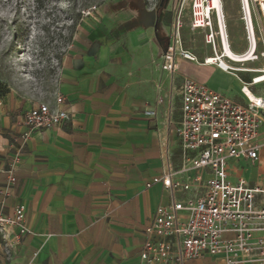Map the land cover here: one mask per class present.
I'll use <instances>...</instances> for the list:
<instances>
[{"label":"crops","instance_id":"0c3cea01","mask_svg":"<svg viewBox=\"0 0 264 264\" xmlns=\"http://www.w3.org/2000/svg\"><path fill=\"white\" fill-rule=\"evenodd\" d=\"M139 9L151 12L150 25L143 24V13L130 5L122 11L123 24L135 23L121 43L97 45L87 37L67 56L58 90L46 102L69 111L71 119L64 125L33 132L23 142L20 137L28 131L25 114L33 106L11 93L0 100V213L14 217L16 207L24 205L33 233L9 254L0 239V264H140L146 227L160 207L171 203V193L162 184H147L162 175L168 163L180 171L185 162L177 135L184 79L246 103L244 76L219 69L201 81L178 71L173 81L161 68L167 49L159 28L163 23L154 9ZM194 64L180 60L179 70ZM245 78L251 80L252 75ZM255 87L250 93L264 97L252 91ZM59 96L63 105L57 104ZM260 140L264 142V125ZM16 158V182L8 185L4 172ZM230 166L233 179L264 182V157L256 166L245 161H230ZM195 176L189 171L175 179L192 182ZM186 264L222 262L204 258Z\"/></svg>","mask_w":264,"mask_h":264},{"label":"built area","instance_id":"2783aa9c","mask_svg":"<svg viewBox=\"0 0 264 264\" xmlns=\"http://www.w3.org/2000/svg\"><path fill=\"white\" fill-rule=\"evenodd\" d=\"M186 2L183 0L175 10L170 44L161 55L162 71L169 73L173 81L180 60L198 63L197 57L183 46L182 14ZM238 2L246 50L253 52L250 61L237 63L225 54L226 45H232L223 0H218V7L214 0H192L191 26L203 31L206 45L217 58L213 63L206 58L203 65H215L240 79L239 74H251L250 82H243L250 89L264 84V0ZM260 62L257 68L245 66ZM179 92L181 118L177 135L185 162L180 171L168 163L167 170L147 184L148 188L162 184L171 193V203L160 207L146 227L140 264H186L204 258L219 259L222 264H264V182L233 179L234 167L230 166V161L256 166L264 157V142L260 140L264 97L252 93V98L242 88L246 103L240 104L192 78L184 79ZM56 101L63 105L64 98L59 96ZM147 114L156 116L157 112ZM70 119L68 110L41 103L26 112L28 131L20 139L27 142L33 132L56 129ZM17 163L18 158L4 172L8 185L16 182ZM189 171L196 173L192 182L175 179L178 173ZM31 235L24 205L16 207L14 217L0 213V239L5 241L8 254L15 244Z\"/></svg>","mask_w":264,"mask_h":264},{"label":"rangeland","instance_id":"374dc122","mask_svg":"<svg viewBox=\"0 0 264 264\" xmlns=\"http://www.w3.org/2000/svg\"><path fill=\"white\" fill-rule=\"evenodd\" d=\"M0 0V84L33 107L46 103L53 97L60 84L62 69L67 56L76 49L82 39L91 37L97 45L121 39L134 26H124L122 11L127 7L142 12L143 24L148 15L139 8H148L158 14L163 25L161 36L167 47L169 29L177 17L178 7L183 0ZM192 0H187L182 14V37L185 49L198 59L188 70L180 68L179 74L206 81L208 73L219 71L215 65H205L204 60L212 57V49L204 41L201 30L191 26ZM232 50L243 54L247 48L243 25L240 20L238 0H223ZM177 8V10H176ZM176 10V11H175ZM156 19V17H155ZM127 21V20H126ZM121 22V26H118ZM123 24V25H122ZM159 24V23H158ZM152 26L156 23L153 21ZM262 63H247L246 67L257 68ZM240 66V65H238ZM251 77V74H239ZM264 94V84L252 89ZM8 95V96H10ZM179 102L176 103L179 113ZM255 176V172L251 173Z\"/></svg>","mask_w":264,"mask_h":264},{"label":"bare ground","instance_id":"6f19581e","mask_svg":"<svg viewBox=\"0 0 264 264\" xmlns=\"http://www.w3.org/2000/svg\"><path fill=\"white\" fill-rule=\"evenodd\" d=\"M215 2V6L218 7V0H214ZM252 49H247L243 54H237L235 53L232 48H229L226 45L225 48V54L227 57H229V59H232L233 61H236L237 63H246L248 61H250L252 59ZM209 59V63H213L215 60H217V58H215V56L212 57H208ZM245 92L251 96L253 98V94L250 93L249 89L247 87H243Z\"/></svg>","mask_w":264,"mask_h":264},{"label":"trees","instance_id":"16d2710c","mask_svg":"<svg viewBox=\"0 0 264 264\" xmlns=\"http://www.w3.org/2000/svg\"><path fill=\"white\" fill-rule=\"evenodd\" d=\"M37 2H40L39 0H37ZM244 82L249 83L250 79L248 78H242ZM10 94V90L4 86L3 84H0V100H3L4 98H6L8 95Z\"/></svg>","mask_w":264,"mask_h":264}]
</instances>
